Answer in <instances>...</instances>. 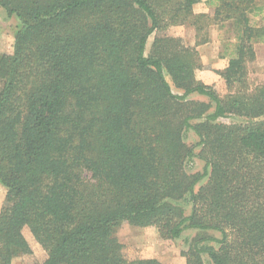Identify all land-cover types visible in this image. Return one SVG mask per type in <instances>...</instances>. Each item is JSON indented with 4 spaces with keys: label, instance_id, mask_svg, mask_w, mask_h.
I'll use <instances>...</instances> for the list:
<instances>
[{
    "label": "trees",
    "instance_id": "16d2710c",
    "mask_svg": "<svg viewBox=\"0 0 264 264\" xmlns=\"http://www.w3.org/2000/svg\"><path fill=\"white\" fill-rule=\"evenodd\" d=\"M199 1L0 0L20 23L0 54V264L35 247L23 264H166L125 256L122 222L156 228L165 245L196 229L185 264H264V82L248 81L264 4L194 12ZM224 22L235 34L215 70L232 90L221 97L194 80L197 50L159 32L188 23L200 44ZM227 114L242 120L218 121ZM186 128L201 172L186 170Z\"/></svg>",
    "mask_w": 264,
    "mask_h": 264
},
{
    "label": "rangeland",
    "instance_id": "374dc122",
    "mask_svg": "<svg viewBox=\"0 0 264 264\" xmlns=\"http://www.w3.org/2000/svg\"><path fill=\"white\" fill-rule=\"evenodd\" d=\"M259 4H263V2L260 1ZM260 21L264 22V17L261 18ZM19 25V20L15 16H8L4 8L0 6V54L11 50L14 34ZM211 30H214V32L217 31L218 37L221 38V51L219 53V58L227 60L229 51L226 48L227 46H230L229 42H232L233 40L235 34L234 26L230 22L218 23L210 25L208 27V34ZM162 34L178 38L180 41V45H182L183 47L195 48L196 45H198L195 43L196 35L194 27L188 23L181 25H170L164 31L159 32V35ZM153 37L154 34H151L147 39L145 54H148L150 52ZM192 38H194V45L190 44ZM195 50L197 49L195 48ZM213 66L214 64L210 63L209 61H204V59L199 56L198 67L193 70L194 80H199L205 84L212 85L217 91L218 95L224 97L232 90H229L224 80L215 72V70L220 69H216ZM261 68H263L262 65L259 67L253 62L249 63L248 81L250 82V84L254 85L263 82L259 80V69ZM166 78L169 81L174 93L181 94L183 92L182 89L177 88L173 85L167 72ZM188 98L195 100H209L207 96L198 95L196 93L188 95ZM210 111H212V109ZM201 120L202 118L192 119L190 120V122L195 123ZM241 120L242 119L235 116L234 114H227L218 118V121L225 123L239 122ZM183 139L188 145L193 146L194 153V155L186 161V170L188 172H201L204 167V159L199 157L198 155L201 149V145L197 144L199 140L198 137L192 129L186 128L183 131ZM205 181L206 177H204L199 182V184H203ZM5 195L6 187L0 183V210L5 203ZM181 203L183 208H185V212L188 213L190 210L188 201L183 199ZM196 232V229H186L179 238L174 240V243L169 245H165L158 238L156 228L154 227H137L132 226L127 222H122L118 227L116 234L119 240L124 244L123 251L125 256L127 257H155L166 264H185L186 258L182 254V252L188 248L189 241ZM213 234L217 237L219 236V233L217 232L213 231ZM209 244L213 245L214 247H218V244L216 242H209ZM35 249V254H33L32 256H18V258L14 259V262H11L10 264H23L24 261H31L36 257H40V251L36 247ZM204 260L208 263V258L205 255Z\"/></svg>",
    "mask_w": 264,
    "mask_h": 264
},
{
    "label": "crops",
    "instance_id": "0c3cea01",
    "mask_svg": "<svg viewBox=\"0 0 264 264\" xmlns=\"http://www.w3.org/2000/svg\"><path fill=\"white\" fill-rule=\"evenodd\" d=\"M206 0H200L193 6L194 12H205L209 13L212 10V7L206 5ZM258 3L263 2L264 0H256ZM208 41L205 43H200L196 45V49L199 53V56L204 59V61H209L214 64V68L222 69L225 66L226 60L219 58V53L221 51V38L218 37V32H214L211 30L208 34ZM191 45H194V38L190 42ZM255 50V59L252 61L255 65L257 64L259 67L262 65L263 68L259 69V80L264 82V41H257L254 43ZM256 67V66H255ZM258 69V68H257ZM14 257L11 262H14Z\"/></svg>",
    "mask_w": 264,
    "mask_h": 264
}]
</instances>
